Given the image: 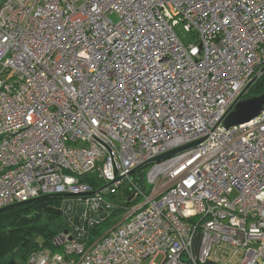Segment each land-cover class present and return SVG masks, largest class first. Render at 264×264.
I'll use <instances>...</instances> for the list:
<instances>
[{"label": "built area", "instance_id": "obj_1", "mask_svg": "<svg viewBox=\"0 0 264 264\" xmlns=\"http://www.w3.org/2000/svg\"><path fill=\"white\" fill-rule=\"evenodd\" d=\"M263 65L264 0H0V207L68 193L28 264H264Z\"/></svg>", "mask_w": 264, "mask_h": 264}, {"label": "trees", "instance_id": "obj_2", "mask_svg": "<svg viewBox=\"0 0 264 264\" xmlns=\"http://www.w3.org/2000/svg\"><path fill=\"white\" fill-rule=\"evenodd\" d=\"M183 43H186L185 32H178ZM264 93V72L261 73L245 92V96H255ZM148 167L134 170L132 177L138 185H145V173ZM95 189L101 186V179L95 172L81 177ZM121 209L113 212L107 219L94 225L87 235L88 243L102 235L121 214ZM69 221L64 215L60 197L53 196L26 201L0 212V264H26L30 255L46 247L53 248V237L69 227Z\"/></svg>", "mask_w": 264, "mask_h": 264}, {"label": "water", "instance_id": "obj_3", "mask_svg": "<svg viewBox=\"0 0 264 264\" xmlns=\"http://www.w3.org/2000/svg\"><path fill=\"white\" fill-rule=\"evenodd\" d=\"M263 70H264V65L262 66V71ZM256 78L257 77L254 76V77H252V79H250V81L246 84V86L242 90L241 94L238 96L237 100L231 106L230 111L228 112V114L226 115V117L223 120V125L226 128L234 126V125L242 124L244 122L251 120L252 118L257 116L261 112V110L263 109V107H264V93H261L259 95H255V96H245V92L249 89V87L255 81ZM200 140L201 139L195 140L193 142H190V143L178 146L176 148H173L171 150H168L162 154H159V155L153 157L152 159H150L148 161L141 163L140 165L134 167L132 170H136V169L141 168V167H146L151 162L160 161L162 159L168 158V157L174 155L175 153H177L179 151H182L186 148H189L190 146L195 145ZM110 184H111V182L104 185L102 188H105V187L109 186ZM67 194L68 193H66V194H58V193L45 194V195H40V196L34 197L30 200H37V199L59 196V195H67ZM24 202H26V201H19V202H15L13 204L2 206V207H0V212L4 211L6 209H9L11 207H14L16 205L22 204ZM8 264H14V261H10Z\"/></svg>", "mask_w": 264, "mask_h": 264}, {"label": "rangeland", "instance_id": "obj_4", "mask_svg": "<svg viewBox=\"0 0 264 264\" xmlns=\"http://www.w3.org/2000/svg\"><path fill=\"white\" fill-rule=\"evenodd\" d=\"M110 17H111L113 20H116V19H117V16H116L115 14H111ZM101 184L104 185L105 183L102 182ZM120 216H121V215H120L119 213H117V214L115 215V218L118 219ZM57 250H58L59 252H62L61 249H57ZM36 252H37V251H36ZM157 260L160 261V260H161V257L158 256ZM26 264H28V261H27Z\"/></svg>", "mask_w": 264, "mask_h": 264}, {"label": "snow or ice", "instance_id": "obj_5", "mask_svg": "<svg viewBox=\"0 0 264 264\" xmlns=\"http://www.w3.org/2000/svg\"><path fill=\"white\" fill-rule=\"evenodd\" d=\"M225 23H227V21H225ZM242 30H243V29H241V31H242ZM80 55H81V56H83V55H84V53H83V52H81V53H80ZM69 79H70V78H69ZM121 87H123V85H121ZM94 122H95V121H94Z\"/></svg>", "mask_w": 264, "mask_h": 264}, {"label": "crops", "instance_id": "obj_6", "mask_svg": "<svg viewBox=\"0 0 264 264\" xmlns=\"http://www.w3.org/2000/svg\"><path fill=\"white\" fill-rule=\"evenodd\" d=\"M206 264H213L211 261H208Z\"/></svg>", "mask_w": 264, "mask_h": 264}, {"label": "flooded vegetation", "instance_id": "obj_7", "mask_svg": "<svg viewBox=\"0 0 264 264\" xmlns=\"http://www.w3.org/2000/svg\"><path fill=\"white\" fill-rule=\"evenodd\" d=\"M263 72H264V70L261 73H263Z\"/></svg>", "mask_w": 264, "mask_h": 264}]
</instances>
